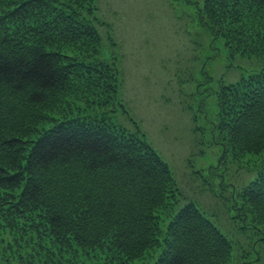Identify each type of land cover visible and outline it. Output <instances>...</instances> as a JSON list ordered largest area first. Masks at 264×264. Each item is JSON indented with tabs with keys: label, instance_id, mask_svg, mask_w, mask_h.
Listing matches in <instances>:
<instances>
[{
	"label": "trees",
	"instance_id": "1",
	"mask_svg": "<svg viewBox=\"0 0 264 264\" xmlns=\"http://www.w3.org/2000/svg\"><path fill=\"white\" fill-rule=\"evenodd\" d=\"M96 10V0H0V264H220L231 242L180 204L142 138L99 114L23 126L44 107L63 114V95L104 74L87 60ZM202 19L241 72L216 90L213 144L221 165L238 164L234 177L248 175L231 195L251 235L264 234V0H203Z\"/></svg>",
	"mask_w": 264,
	"mask_h": 264
},
{
	"label": "rangeland",
	"instance_id": "2",
	"mask_svg": "<svg viewBox=\"0 0 264 264\" xmlns=\"http://www.w3.org/2000/svg\"><path fill=\"white\" fill-rule=\"evenodd\" d=\"M96 7V51L87 60L105 75L94 72L91 80L87 75L63 95V114L35 110L34 118L44 114V119L23 121L25 130L90 114L114 121L169 167L170 191L180 204L193 203L231 242L220 264H264V234L254 228L251 235L238 218L236 193L231 195L248 175L234 177L238 164L221 165V147L213 144L216 90L220 83H235L241 72L228 68L222 39L201 26L203 0H96ZM168 202L172 207V198Z\"/></svg>",
	"mask_w": 264,
	"mask_h": 264
}]
</instances>
